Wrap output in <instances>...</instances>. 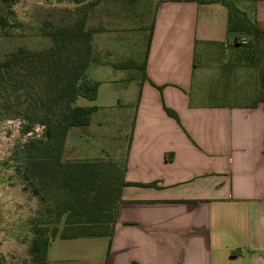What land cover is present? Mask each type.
<instances>
[{"label":"crops","instance_id":"0c3cea01","mask_svg":"<svg viewBox=\"0 0 264 264\" xmlns=\"http://www.w3.org/2000/svg\"><path fill=\"white\" fill-rule=\"evenodd\" d=\"M207 1L99 0L89 11L86 75L99 83L97 99L123 85L117 100L128 102L139 89L133 127L123 132L131 136L125 180L157 187H123L112 237H58L48 264H264V101L229 105L209 93L217 80L198 65L200 48L238 46L227 5ZM230 1L264 31V0ZM222 63L224 86L234 62ZM80 128L68 134L64 161Z\"/></svg>","mask_w":264,"mask_h":264},{"label":"trees","instance_id":"16d2710c","mask_svg":"<svg viewBox=\"0 0 264 264\" xmlns=\"http://www.w3.org/2000/svg\"><path fill=\"white\" fill-rule=\"evenodd\" d=\"M0 32L11 27L17 0H1ZM75 5V18L64 25L43 23L40 31L51 41L43 50L21 47L0 61V113L20 117L23 134L43 127L40 138H30L17 148L11 161L15 172L44 205L30 222L33 239L30 261L22 264H48V250L60 237H112L116 213L125 186L157 187L156 183H130L125 180L124 163L106 160L64 161V148L70 130L90 125L97 107L75 106L79 97L97 99L99 83L88 78L93 30L87 27L89 11L99 0H56ZM196 1L207 0H160ZM229 9L228 28L239 48L258 50L264 36L233 1L223 0ZM6 33V32H5ZM254 39L253 44L250 39ZM244 41V42H243ZM245 50L241 51V54ZM264 101V97L262 98ZM179 122L177 114L165 108ZM60 234V235H58Z\"/></svg>","mask_w":264,"mask_h":264},{"label":"rangeland","instance_id":"374dc122","mask_svg":"<svg viewBox=\"0 0 264 264\" xmlns=\"http://www.w3.org/2000/svg\"><path fill=\"white\" fill-rule=\"evenodd\" d=\"M0 8L8 11L7 3L0 0ZM10 10L14 17L11 27L6 33L0 32V61L5 55L21 47L30 50L49 48L51 41L40 31L43 23L51 21L56 25H64L75 18L74 4L56 0H17ZM232 41L234 43V39ZM248 42L255 43L253 38ZM248 47H238L234 50L232 44L226 47L208 44L204 48L201 47L197 54L198 65L212 74L210 80H217V85L212 83L208 88L209 93L220 91L218 93L224 94V98L232 99L229 105H253L264 97V36L257 43V51ZM242 50L245 52L241 54ZM224 60L228 63L234 62L233 78L221 86L220 79L216 76L218 70H226L222 63ZM107 89L119 93L112 96L114 99H110L105 93ZM198 90L195 79L193 93ZM125 91V86L116 85L102 88L99 98L95 101L84 97L77 99L75 106L97 107V110L93 113L90 125L80 128L84 131L79 130L76 135H70L69 143H72L74 148L67 151V160L98 157L100 160L126 162L131 136L124 135L123 132L133 127L139 89L136 96L133 90L134 93L128 102L117 100L124 96ZM109 105L111 107H106ZM105 112L130 115L132 120H107ZM24 125L22 118L4 117L0 113V264H22L30 261L29 249L33 239L30 222L44 207L37 197L24 189V184L15 172L16 165L10 159L17 148L30 138H40L43 133V127L35 125L33 131L25 135ZM69 160L67 162H70Z\"/></svg>","mask_w":264,"mask_h":264}]
</instances>
